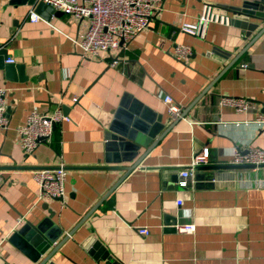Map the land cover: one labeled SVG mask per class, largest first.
Masks as SVG:
<instances>
[{
    "label": "crops",
    "instance_id": "0c3cea01",
    "mask_svg": "<svg viewBox=\"0 0 264 264\" xmlns=\"http://www.w3.org/2000/svg\"><path fill=\"white\" fill-rule=\"evenodd\" d=\"M257 1L158 0L149 28L99 59L75 44L87 19L59 14L33 22L27 0H0V52L7 57L0 55V64L23 65L27 77L8 80L0 69L9 117L0 128V264H36L10 238L45 219L60 231L47 251L58 249L56 264H264V169L231 163L237 148L264 150V129L255 122L264 104V33L253 42L264 21L251 20L258 27L250 35L230 22L210 23L203 37L180 31L207 7L224 16V7ZM177 45L191 49L186 60L173 57ZM167 95L184 107L179 121L168 113ZM223 97L250 99L256 108L241 112L222 105ZM133 101L169 128L147 155L155 139L132 161L109 162L106 134L122 103ZM57 109L68 119L27 155L18 129L31 111ZM204 149L208 163L181 188L179 171ZM137 161L131 172L121 169ZM61 165L64 199L40 201L31 172ZM188 225L193 233L177 230Z\"/></svg>",
    "mask_w": 264,
    "mask_h": 264
},
{
    "label": "built area",
    "instance_id": "2783aa9c",
    "mask_svg": "<svg viewBox=\"0 0 264 264\" xmlns=\"http://www.w3.org/2000/svg\"><path fill=\"white\" fill-rule=\"evenodd\" d=\"M52 6L55 10L66 16L76 19H87L88 30L83 40L75 41V44L85 54L93 55L99 59L105 58L112 51L124 50L140 33L149 28L155 18L158 9V0H37ZM30 20L37 22L40 17L31 13ZM210 23L229 24V18L216 14L211 7H207L197 23H184L180 31L203 37ZM191 55V49L187 46L177 45L173 57L177 61H184ZM8 62H13L8 60ZM117 61H113L115 66ZM243 67H247L244 65ZM8 90L0 85V128L6 129L9 125ZM76 100V99H75ZM164 103L168 107V113L173 121L182 117L184 107L174 101L170 96L164 97ZM221 104L230 106L238 111L247 112L255 109V103L244 98H221ZM68 118L60 110L50 113H40L33 110L28 115L26 122L18 129L19 146L27 154L32 155L41 142L50 143L56 125ZM264 129V104L256 121ZM209 161L208 149L193 156L192 161L179 171L178 185L187 188L194 172ZM234 166L250 167L253 171L264 169V150L249 147L237 148L232 162ZM33 179L39 186V200L64 199V183L67 171L64 165L57 168H39L31 172ZM5 172L0 170V186L4 182ZM263 185V184H262ZM179 205L181 203L179 202ZM182 233H193V225L177 228ZM139 233L147 235V229H140Z\"/></svg>",
    "mask_w": 264,
    "mask_h": 264
},
{
    "label": "water",
    "instance_id": "95a60500",
    "mask_svg": "<svg viewBox=\"0 0 264 264\" xmlns=\"http://www.w3.org/2000/svg\"><path fill=\"white\" fill-rule=\"evenodd\" d=\"M27 1L34 5L35 14L45 20H50L53 16L63 14L62 12L55 10L52 6L46 5L42 2H37V0ZM222 12L226 17L230 15V23L243 29L247 32V34H249L250 31H254L258 27V24L252 22L251 20L264 21V0L257 1L253 5L244 4L243 7L227 6L223 8ZM263 33L264 27L261 29L258 36L253 39V42H255ZM0 55H4L5 59L7 58L4 52H0ZM0 69L4 70L8 80H27V77L23 72V65L5 62L4 64H0ZM200 98L201 97H199L195 103ZM122 106L125 107L126 110H123ZM122 106L118 109L116 119L106 134L105 150L107 152V160L109 162H130L136 157L139 147L148 146L149 141L155 139L156 141H154L153 145L147 149L145 153V155H147L153 148L154 144H157L163 138L169 128L165 126L162 116L155 115L154 112L145 107L139 101H133L130 106L123 102ZM182 118L183 114L180 119ZM180 119H178V121ZM139 161L133 163L130 167H122L121 169H124L127 173H129L138 166ZM176 224L177 223L174 222L170 225L172 226L171 230H176ZM50 225L52 226V230L48 231V226ZM59 233V228L53 225L51 219H45L37 226L32 224L25 225L22 229L15 232L10 240L14 243L17 241L21 242L22 245L18 242L17 243L23 251L30 255L34 263L56 264L52 261V259L58 249H52L49 253H47V251L50 244L56 240ZM43 237H46L49 243L46 239H43ZM91 240L93 239L89 238L88 242ZM94 246L95 248L104 250L98 241H94ZM104 256V258H107V253Z\"/></svg>",
    "mask_w": 264,
    "mask_h": 264
}]
</instances>
